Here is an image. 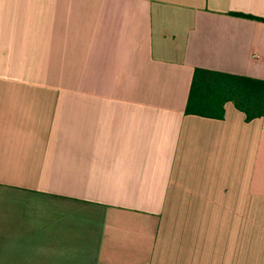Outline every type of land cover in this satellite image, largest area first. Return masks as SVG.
Returning <instances> with one entry per match:
<instances>
[{"label":"crops","instance_id":"1","mask_svg":"<svg viewBox=\"0 0 264 264\" xmlns=\"http://www.w3.org/2000/svg\"><path fill=\"white\" fill-rule=\"evenodd\" d=\"M263 20L0 0V264H264V117L186 114L196 69L264 80Z\"/></svg>","mask_w":264,"mask_h":264},{"label":"trees","instance_id":"2","mask_svg":"<svg viewBox=\"0 0 264 264\" xmlns=\"http://www.w3.org/2000/svg\"><path fill=\"white\" fill-rule=\"evenodd\" d=\"M235 16L262 20L243 14ZM229 102L243 112L248 121L264 117V80L206 69L195 70L187 115L224 119L225 106Z\"/></svg>","mask_w":264,"mask_h":264}]
</instances>
